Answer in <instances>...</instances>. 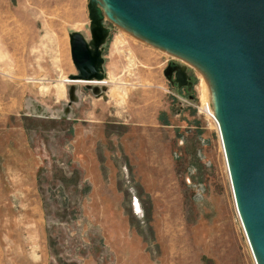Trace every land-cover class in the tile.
<instances>
[{"label": "rangeland", "instance_id": "obj_1", "mask_svg": "<svg viewBox=\"0 0 264 264\" xmlns=\"http://www.w3.org/2000/svg\"><path fill=\"white\" fill-rule=\"evenodd\" d=\"M105 3L0 0V80L28 29L35 45L20 54L53 70L43 77L75 64L74 31L104 23L112 50L95 84H34L14 111L0 90V264H255L222 139L201 112L221 102L217 85Z\"/></svg>", "mask_w": 264, "mask_h": 264}, {"label": "water", "instance_id": "obj_2", "mask_svg": "<svg viewBox=\"0 0 264 264\" xmlns=\"http://www.w3.org/2000/svg\"><path fill=\"white\" fill-rule=\"evenodd\" d=\"M113 1L155 34L222 55L228 82L226 109L236 128L242 188L264 241V0ZM246 12L253 19L244 18ZM248 20L253 32L240 35ZM99 25L94 51L82 35L72 37V57L80 73L73 81L101 78L98 45L105 35Z\"/></svg>", "mask_w": 264, "mask_h": 264}, {"label": "bare ground", "instance_id": "obj_3", "mask_svg": "<svg viewBox=\"0 0 264 264\" xmlns=\"http://www.w3.org/2000/svg\"><path fill=\"white\" fill-rule=\"evenodd\" d=\"M103 1L104 3L105 2L108 3L107 5H109V8L111 5V7L118 12V13L116 12V19L118 18L117 14H120L122 16L120 17V19L121 18L123 19L122 21H124L125 27H129L133 29L139 36H142L144 39L148 40V42L153 43L154 46L155 45L159 46L161 49L166 51V53H170V55L172 54L176 58L178 57L179 59L186 61V63L188 62L187 64H190L192 67L202 71L206 76L207 81H209L212 86L217 85V89L219 90L221 97V102H219L216 98L213 108L211 109L210 107V112L217 119L220 125V130L218 126H217V130L219 132V137L222 136L220 138V141L222 139L221 146L227 168L228 177L231 184L232 194H234L233 198H234L235 209L239 217L241 227L243 228L244 236L246 238L247 245L251 252L254 263L264 264V241L261 236L260 230L257 224L255 223V220L252 216V213L249 209V206L247 204L243 192L242 179H241L242 166H241L240 155L237 147L236 128L226 109L225 99H226L228 82L225 76V68L223 65L222 55L217 50L207 48L199 44L188 45L185 43L183 44L180 43V45H183L184 47L181 46L180 48V46H178L179 47L178 48L175 47L176 45L174 46L159 41L157 39L166 40V36L155 34L149 31L148 29L144 28V26L141 23H139L135 18H133L127 12H125V10L120 8L119 5H117L113 0H112L113 2L111 1L113 4L110 3V1L108 0H107L108 2L105 0ZM115 10H111L113 14ZM243 17L248 19H253L251 13H247V12L246 14H243ZM129 18L132 20V22ZM133 21L136 24L133 23ZM243 25L244 27H242L240 31L238 30L240 35L251 34L253 32L254 26L252 22H249L248 20L247 23H244ZM67 82L81 83L86 85H91L93 83L94 84L96 83V82H83V81H71V80H68Z\"/></svg>", "mask_w": 264, "mask_h": 264}, {"label": "crops", "instance_id": "obj_4", "mask_svg": "<svg viewBox=\"0 0 264 264\" xmlns=\"http://www.w3.org/2000/svg\"><path fill=\"white\" fill-rule=\"evenodd\" d=\"M30 21V18H10L12 24H26L27 20ZM9 20V19H8ZM2 21V19H0ZM29 24V22H27ZM104 23H101V28L104 31V39L102 40L101 44L98 45V50L100 53V59L102 60V68H109L110 65V57H111V49L110 45L108 44L109 41V32H110V27H103ZM97 29V27H96ZM94 28H85V31H74L73 34H80L84 37V39L89 43L93 44L96 43V40L94 38ZM15 35V34H13ZM99 35V34H98ZM24 38H17L16 36H13V39L11 41V49H12V56H11V62H10V68H7L8 66H3L6 68L4 70L3 76L6 77V80L1 79L0 80V90H9L7 91V99L12 111L16 108V106L20 102V94L19 91L20 89H25V88H43L44 86H33L34 84H50L54 86H68V80L74 77L79 76V70L76 67L75 64L70 63L69 65L65 63L63 67H60V70H54V73H59V79H52V75H49V77H43L44 72L47 71V73L51 74L52 69H45V68H37L36 64L34 62V58H31L29 55L25 54H20L21 50H28L30 51L31 48L34 47L35 45V34L31 33L30 30H27V33L24 34ZM32 37V38H31ZM72 37V36H71ZM94 38V39H93ZM22 39V40H21ZM119 43H121V40L118 41L116 39L115 41V46H118ZM97 45V44H96ZM25 52V51H24ZM101 67H99L100 71H102ZM58 71V72H57ZM10 73V74H9ZM37 74L39 76L37 77ZM65 77V78H64ZM78 98L80 100H87L91 99L93 100L94 103H99V98H95L96 96L90 94V93H83L81 91H78ZM10 115H14V112H10ZM5 117V116H4ZM33 117H36L37 119L44 120L46 117L41 116V115H35ZM49 119V118H48ZM2 255V254H1ZM1 261L4 262L3 255L1 258ZM29 263V262H28Z\"/></svg>", "mask_w": 264, "mask_h": 264}, {"label": "built area", "instance_id": "obj_5", "mask_svg": "<svg viewBox=\"0 0 264 264\" xmlns=\"http://www.w3.org/2000/svg\"><path fill=\"white\" fill-rule=\"evenodd\" d=\"M201 112L206 116L208 117L213 123L214 125L218 126L219 130H220V125H219V122L217 121V119L212 115V113L210 112V106L209 104H205V105H202L201 106ZM218 132V131H217ZM219 134V133H218ZM222 137V136H221Z\"/></svg>", "mask_w": 264, "mask_h": 264}, {"label": "trees", "instance_id": "obj_6", "mask_svg": "<svg viewBox=\"0 0 264 264\" xmlns=\"http://www.w3.org/2000/svg\"><path fill=\"white\" fill-rule=\"evenodd\" d=\"M61 264H66V263H61Z\"/></svg>", "mask_w": 264, "mask_h": 264}]
</instances>
